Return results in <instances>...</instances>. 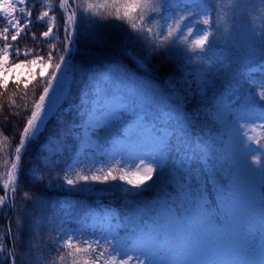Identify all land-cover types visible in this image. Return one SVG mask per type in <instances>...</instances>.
I'll list each match as a JSON object with an SVG mask.
<instances>
[{"label": "snow or ice", "instance_id": "obj_1", "mask_svg": "<svg viewBox=\"0 0 264 264\" xmlns=\"http://www.w3.org/2000/svg\"><path fill=\"white\" fill-rule=\"evenodd\" d=\"M257 5L0 0V88L44 83L0 123L19 128L0 173V264H191L215 242L206 225L232 218L242 175L261 177L264 208V143L249 134L264 129ZM117 193L127 211L102 198ZM225 256L264 264V231L233 229Z\"/></svg>", "mask_w": 264, "mask_h": 264}, {"label": "trees", "instance_id": "obj_2", "mask_svg": "<svg viewBox=\"0 0 264 264\" xmlns=\"http://www.w3.org/2000/svg\"><path fill=\"white\" fill-rule=\"evenodd\" d=\"M89 2H102V0H89ZM233 0H223L224 5L227 7L229 6ZM243 7V5H241ZM251 13V21L252 26L259 30L261 27H264V12L260 11V6H256V10L252 11L250 9ZM240 17V13H237V16L234 18V20H238ZM99 20V17H97ZM26 45L33 44V41L31 39H27L25 41ZM79 59V57H77ZM261 59H264L261 57L259 52L256 53L254 57H252L253 63H259ZM44 86L43 81H41L39 84H32L29 86L27 90L23 88V85L20 86L19 89L16 88V86L12 83L9 84V87L7 90L0 88V123H2L6 116H8L12 112L20 111L23 112V105L27 103L29 109L31 108L32 104L38 100V96L40 92L42 91V87ZM35 90V91H34ZM25 92H27V96H24ZM15 93V95H13ZM23 97V99H22ZM12 101H15L17 105H21V108L17 109ZM13 123H15V118H13ZM20 127H22V121L19 122ZM8 135L9 140L7 144L3 142L4 135ZM18 134H19V128L13 129V124L9 123L6 127H0V173H3L5 169L3 168V159L5 158V153L9 154V157L14 155V149L18 144ZM252 136H255L258 140L261 141V143H264V129H261L259 127H256L255 131L251 132ZM31 152V149L29 150ZM28 156L27 154L24 157V167L25 169L28 168ZM179 179V178H177ZM244 175L241 176L239 184L237 186L234 199L230 202L229 207L232 208L233 216L231 219H228L224 216L223 212H218L216 215L219 216V222L213 220L210 224L206 225V227L201 232V240L206 241L208 239H211L212 237H218L219 241H215L213 245H219V247H224L226 244L231 242V232L233 229H240V221L241 217L239 216V213L237 212V208L240 205L241 201L246 200V192H245V184H244ZM174 186L177 188V191L179 192V185L175 184ZM261 183V177L257 180V182L254 185V188L256 189L257 185ZM155 191V190H154ZM157 192L159 193V189H157ZM0 195H3L2 190V181H0ZM72 194H69V197ZM165 195H171L173 196V199H176V195L173 193H165ZM94 196L99 197L100 194H94ZM103 198L107 203L115 204L117 207H120L121 211H127L128 209L123 207L122 205V197L119 193L108 196L104 195ZM145 199H152L154 198L152 194H147ZM19 203V201H18ZM182 209H184L185 212L189 211V209L184 205H180ZM221 209H225L224 204H220L219 206ZM264 213V208L261 207V201L257 198L253 199L252 206H251V212H250V218L257 219L256 215L259 216ZM10 213H7L5 211V214L0 216V236H4L3 243L7 245V225H6V219L10 217ZM227 226V230H225ZM13 228H15V223L13 222L12 225ZM53 236H55V232L52 233ZM44 246H47V242L45 241ZM203 253H206L207 251H202ZM21 256H23V253H20ZM19 264V261L17 262Z\"/></svg>", "mask_w": 264, "mask_h": 264}, {"label": "rangeland", "instance_id": "obj_3", "mask_svg": "<svg viewBox=\"0 0 264 264\" xmlns=\"http://www.w3.org/2000/svg\"><path fill=\"white\" fill-rule=\"evenodd\" d=\"M35 30L39 33L40 31H43L44 29L43 28H36ZM22 39H28V37L27 38H22ZM54 42H56V41H54ZM0 46H2V41H0ZM27 48H31V47H27ZM9 76H11V74H9ZM249 127H253V126L250 125ZM249 134L251 135V132ZM97 166H99V165H97ZM258 177L259 176H255V175H252V176L244 175V180H245L244 184L246 186V192H247L248 195H247V200H245L244 203H243L244 210H243V213H242V220H241V226L243 228L249 226L248 220L246 219V217L248 215L247 214L248 213V208L251 205L250 199L255 196V192L251 191V189L253 188V184H254V182L256 181V179ZM254 229H255V234L258 236L262 231H264V222H262L260 220L256 224V226H254ZM226 251H227V249L224 252H221V253L218 252V254L216 253L214 258H213V260L209 264H225V262L228 259L227 256H225V252ZM189 261L191 262V264H204V261L198 260L196 255L195 256H190L189 257Z\"/></svg>", "mask_w": 264, "mask_h": 264}]
</instances>
